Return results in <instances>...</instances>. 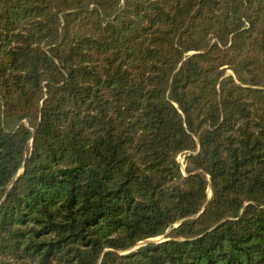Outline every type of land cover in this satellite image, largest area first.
<instances>
[{
  "label": "trees",
  "instance_id": "trees-1",
  "mask_svg": "<svg viewBox=\"0 0 264 264\" xmlns=\"http://www.w3.org/2000/svg\"><path fill=\"white\" fill-rule=\"evenodd\" d=\"M0 264H264V0H0Z\"/></svg>",
  "mask_w": 264,
  "mask_h": 264
},
{
  "label": "rangeland",
  "instance_id": "rangeland-1",
  "mask_svg": "<svg viewBox=\"0 0 264 264\" xmlns=\"http://www.w3.org/2000/svg\"><path fill=\"white\" fill-rule=\"evenodd\" d=\"M224 76L225 77H227V76H233V73L230 70L225 69ZM177 161H178L179 165L181 166V169L183 170V172L185 174V172H186L185 156L182 155V156L178 157ZM208 196H209V198L211 197V190H210V188L208 189ZM162 240H164V236L159 237V238H156V239H152V240H150L148 242H142L136 248H138L140 246H143V245H146L148 243L160 242Z\"/></svg>",
  "mask_w": 264,
  "mask_h": 264
},
{
  "label": "water",
  "instance_id": "water-1",
  "mask_svg": "<svg viewBox=\"0 0 264 264\" xmlns=\"http://www.w3.org/2000/svg\"><path fill=\"white\" fill-rule=\"evenodd\" d=\"M22 171V170H21ZM165 240V239H164ZM148 241H150V240H148ZM148 241H145V242H148ZM163 241V240H162ZM162 241H160V242H162Z\"/></svg>",
  "mask_w": 264,
  "mask_h": 264
}]
</instances>
